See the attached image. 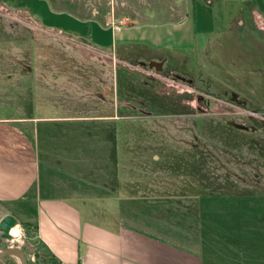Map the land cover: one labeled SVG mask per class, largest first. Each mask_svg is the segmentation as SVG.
I'll use <instances>...</instances> for the list:
<instances>
[{"label":"rangeland","instance_id":"obj_1","mask_svg":"<svg viewBox=\"0 0 264 264\" xmlns=\"http://www.w3.org/2000/svg\"><path fill=\"white\" fill-rule=\"evenodd\" d=\"M8 1H0V117L22 114L21 97L26 102L40 97L44 115L88 117L57 123L51 145L42 139L56 194L94 215L117 212L175 233L183 228L191 237L199 229L198 251L206 262L209 240L230 264L240 263L236 257L248 251L254 256L264 242V103L253 102L244 87L212 86L207 67L197 71L192 64V53L180 69L195 72L191 82L139 64L155 61L144 56L154 52L142 44L159 50L175 46L165 39L169 31H176L182 47H194L196 0H189L190 21L178 30L121 27L114 43L118 50L128 48V62L90 45L86 25L74 28L79 32L73 35L83 38L76 39L52 26L69 25L64 15L44 7L39 24ZM119 1L60 0L58 7L99 19L117 11ZM197 8L201 14L199 2ZM96 24L89 25L91 35ZM121 39H130L134 51ZM6 215L0 207V220ZM25 225L17 222V240L0 238V250L17 246L27 264H56L33 227ZM0 264L19 260L5 257Z\"/></svg>","mask_w":264,"mask_h":264},{"label":"crops","instance_id":"obj_2","mask_svg":"<svg viewBox=\"0 0 264 264\" xmlns=\"http://www.w3.org/2000/svg\"><path fill=\"white\" fill-rule=\"evenodd\" d=\"M0 1L7 3V0ZM59 1L9 0L8 3L36 22L42 18L44 7L64 15L69 25L52 26L76 39L83 38L73 35L79 32L74 28L86 25L84 33L92 36V41L86 40L90 45L95 44L103 55L127 62L130 61L127 60L128 48L118 50L114 43L121 27H129L127 31H131V26L138 29L141 25L178 30L190 21L189 0H120L117 11L113 9L99 19H82L58 7ZM198 2L203 7L201 14ZM192 10L195 13L193 48L182 47L176 31H169L165 39L176 42L175 46L159 50L154 45L140 43L142 49L154 52L149 56L145 51L144 56L162 62V69H167L172 76L191 82L195 72L184 68L187 72L181 73L180 69L188 64V56L192 53L191 63L197 71L207 67L212 86L220 88L224 82L226 87H244L249 89L252 96L248 97L253 102L264 103V0H196ZM92 22L97 23L96 35L95 29L91 35L89 25ZM120 41L131 46L129 51L134 49L130 39ZM174 65L177 72H173ZM19 99L17 104L25 109L28 105L27 112L22 108L20 115L0 117V207L17 222L33 227L37 239L56 264H230L231 258L220 253L210 240L206 262L198 251L201 245L199 229L191 237L183 228L175 233L165 225H148L127 215L121 218L117 212L94 215L76 201L56 194L51 184L52 175L48 172L51 173L53 167L45 163L42 156V139L46 138L51 145L52 128L57 123L82 122L88 117L44 115L40 97H32L29 102L24 97ZM112 103L119 104L117 100ZM118 108L114 107V111ZM106 119L113 121L111 116ZM256 249L254 256L249 251L237 256L240 262L237 264H264V242L258 243Z\"/></svg>","mask_w":264,"mask_h":264},{"label":"water","instance_id":"obj_3","mask_svg":"<svg viewBox=\"0 0 264 264\" xmlns=\"http://www.w3.org/2000/svg\"><path fill=\"white\" fill-rule=\"evenodd\" d=\"M141 66H146L149 69H154L156 72L162 70V62L160 61H150L148 63H139ZM184 81L183 78H181ZM17 225V220L11 216L6 215L0 220V238L7 241H12L10 236L11 228ZM5 257H16L19 260V264H27V259L24 252L17 246H8L0 250V260Z\"/></svg>","mask_w":264,"mask_h":264},{"label":"bare ground","instance_id":"obj_4","mask_svg":"<svg viewBox=\"0 0 264 264\" xmlns=\"http://www.w3.org/2000/svg\"><path fill=\"white\" fill-rule=\"evenodd\" d=\"M20 234H21V229L19 226H15V227L11 228V230H10L11 238H13L14 240H17L16 238H18L20 236Z\"/></svg>","mask_w":264,"mask_h":264},{"label":"trees","instance_id":"obj_5","mask_svg":"<svg viewBox=\"0 0 264 264\" xmlns=\"http://www.w3.org/2000/svg\"><path fill=\"white\" fill-rule=\"evenodd\" d=\"M25 226H29L28 224H26Z\"/></svg>","mask_w":264,"mask_h":264}]
</instances>
